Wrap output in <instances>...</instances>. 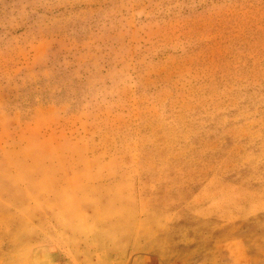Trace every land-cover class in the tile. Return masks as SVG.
<instances>
[{"label":"rangeland","instance_id":"1","mask_svg":"<svg viewBox=\"0 0 264 264\" xmlns=\"http://www.w3.org/2000/svg\"><path fill=\"white\" fill-rule=\"evenodd\" d=\"M177 207L264 235V0H0V264Z\"/></svg>","mask_w":264,"mask_h":264},{"label":"crops","instance_id":"2","mask_svg":"<svg viewBox=\"0 0 264 264\" xmlns=\"http://www.w3.org/2000/svg\"><path fill=\"white\" fill-rule=\"evenodd\" d=\"M181 210L163 209L161 226H151L152 234L143 240L133 236L126 250L105 241L98 245H73L76 251L69 256V263L94 260V264H264V235H252L251 226L236 224L235 218L231 224L219 225L214 218L207 219L203 224L206 226L193 224ZM80 247L84 248L83 258L77 251Z\"/></svg>","mask_w":264,"mask_h":264}]
</instances>
